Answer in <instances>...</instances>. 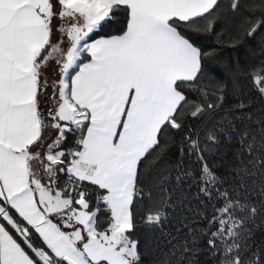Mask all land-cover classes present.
<instances>
[{
	"label": "snow or ice",
	"instance_id": "1",
	"mask_svg": "<svg viewBox=\"0 0 264 264\" xmlns=\"http://www.w3.org/2000/svg\"><path fill=\"white\" fill-rule=\"evenodd\" d=\"M220 2L0 0V264H264V119L191 34ZM228 8L264 49V0ZM233 69L264 98V60Z\"/></svg>",
	"mask_w": 264,
	"mask_h": 264
},
{
	"label": "trees",
	"instance_id": "2",
	"mask_svg": "<svg viewBox=\"0 0 264 264\" xmlns=\"http://www.w3.org/2000/svg\"><path fill=\"white\" fill-rule=\"evenodd\" d=\"M230 0H221L220 9L218 12L219 21L217 29L214 34H208L205 32L191 33L197 40L199 45L205 50L209 51L215 49L216 53L212 56L209 62L216 68L219 73V80L227 84V91L229 94V100L232 101L235 97L236 90L244 93L243 98L246 101H250V107L247 109L253 119H264V98H261L251 88L250 80L244 75H240L235 72L233 66L239 62L242 66H251L264 60V49L261 47V37L257 36L255 40L249 41L244 38L239 44L233 46L232 40L236 35L235 29L231 24V13L228 8ZM119 26H113L109 28V32L115 33ZM209 88L214 89L217 85V81L211 82L205 81ZM221 117H217L220 119ZM247 123V121H245ZM255 126V125H253ZM234 144H229L227 141L222 143L219 148L220 156L227 155L228 163L232 162L231 150ZM169 156L172 161H175L177 156L176 148L173 147ZM149 159H152L149 157ZM146 171L142 177L143 183L146 187H151L153 183L158 182V178L162 179L163 175L170 169V164L166 159H160L159 161L151 164H146ZM174 184L175 181H169ZM185 189L177 187L176 195L173 198L175 208L172 210L174 215L179 218L182 214L191 216V211H188L189 200L191 199V209L194 211L198 205L197 202L191 197H185ZM194 191V190H193ZM183 201V203H181ZM260 224V221H257ZM264 228V225H261ZM186 237L181 236L180 240ZM254 239L259 243L264 239V231L257 230ZM176 243V241H174ZM151 257L146 258V264H149ZM201 260L205 257L201 256Z\"/></svg>",
	"mask_w": 264,
	"mask_h": 264
}]
</instances>
